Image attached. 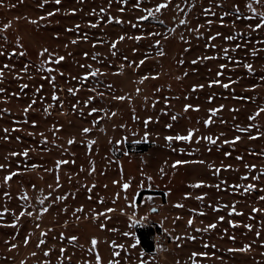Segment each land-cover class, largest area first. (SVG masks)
Masks as SVG:
<instances>
[{
    "label": "rangeland",
    "instance_id": "1",
    "mask_svg": "<svg viewBox=\"0 0 264 264\" xmlns=\"http://www.w3.org/2000/svg\"><path fill=\"white\" fill-rule=\"evenodd\" d=\"M41 2L3 0L0 6V52L4 53L0 55V68L10 65L0 80V88L5 89L0 93V165L4 166L0 168V210L9 209L0 225H11L13 213L19 216L24 210V201L18 199L23 193L29 197L27 211L33 212L31 217L25 215L15 221V227L0 226V264H96L97 254L102 264L112 260L119 264H192V252L206 253L194 258L195 264H264V201L259 199L264 196V176L260 181L251 180L264 169V156L260 155L264 153V138L252 140L249 132L237 131V126L254 123L264 132V114L255 121L246 119L264 107V29L250 30L249 25L254 27L258 21L245 18L252 15L246 8L248 0H173L169 10L148 21L138 19L146 13L134 8L136 0L126 4L112 0L111 7L108 0H62L59 6L48 0L44 8L38 7ZM159 2L162 0H151L142 7ZM176 4L184 8V13L173 10ZM57 7L56 15L48 17L47 13ZM101 7L105 12H100ZM206 8L211 9L207 14ZM185 14L187 27L179 24ZM41 16L46 18L40 20ZM107 17H113L111 22ZM117 19L121 23H116ZM33 20L37 23L30 22ZM8 23L10 28L4 30ZM91 24L98 26L93 28ZM197 26L198 31L188 30ZM153 32L160 35H149ZM229 35L234 40L223 39ZM5 36L7 42L2 39ZM120 36L125 39L119 40ZM137 36L141 39L136 40ZM73 40L77 43L73 44ZM115 41L116 47L112 48ZM44 48L64 60L41 68L42 61L48 60L47 55H39ZM224 49L229 50L227 57ZM161 50L163 55L159 54ZM205 56L215 59H202ZM221 64L225 65L223 69ZM244 64H251L253 71L245 69ZM96 69L103 75L80 79ZM217 72L222 75L217 76ZM142 77L148 79L140 83ZM217 79L220 84L209 87ZM223 84L229 87L224 88ZM194 85L204 87L193 91ZM69 88L78 91L73 96ZM54 92L59 97L57 101L52 99ZM121 96L123 100L116 99ZM209 96L213 97L211 102ZM89 97L93 99L86 105ZM33 100L35 105L25 113ZM185 104L199 106L200 110L185 112ZM221 105L223 108L211 117L212 124L205 127L202 122L209 119V109ZM93 108L100 111L90 115ZM84 128L90 132L83 133ZM188 128L199 129L197 136L219 139L215 145L205 140L197 143L196 139H165L186 135ZM4 129L9 130L7 134ZM249 131L258 135L255 129ZM237 135L241 139L235 144L223 142ZM45 139L47 143H43ZM70 139L74 140L71 145ZM89 141L95 143L89 147ZM141 142H148L149 148L128 150V143ZM25 150L27 157L20 155ZM13 152L18 155L12 156ZM238 156L243 160H238ZM59 160L68 163L57 168ZM178 160L187 163L174 168L172 165ZM209 164L214 167L209 168ZM245 164H255L257 170L250 172ZM215 168L221 171L215 173ZM10 172L17 175L6 184L4 177ZM244 175L250 178L241 180ZM201 181L200 188L190 187ZM125 183L129 184L127 189L123 188ZM248 183H255L256 189L244 192ZM234 184L241 187L234 190ZM49 191L53 196L44 205L49 210L37 219L38 199ZM141 191L145 192L138 197ZM58 196L67 198L56 200ZM197 196L204 199L197 200ZM176 204L184 207L177 208ZM233 205L242 215H229ZM81 207L83 211L77 212ZM217 207L219 210L214 211ZM108 208L114 211L106 212ZM252 208L261 211L253 213ZM221 216L223 220L219 219ZM190 218L194 221L191 227L187 224ZM147 223L160 226L168 238L166 243L155 245L151 253L142 250L134 231L135 225ZM209 223L217 227L196 231ZM249 224L251 231L245 227ZM72 236L78 239L71 241ZM177 236L181 239L176 240ZM189 236L195 239L190 240ZM93 237L98 241L95 249L91 245ZM41 239L45 243L37 248ZM113 242L123 248L113 247ZM12 244L17 247L11 248ZM205 244L209 247L205 248ZM245 244L251 245L250 250L229 251ZM45 251L49 252L48 257L43 255ZM33 252L36 256L31 255Z\"/></svg>",
    "mask_w": 264,
    "mask_h": 264
},
{
    "label": "snow or ice",
    "instance_id": "2",
    "mask_svg": "<svg viewBox=\"0 0 264 264\" xmlns=\"http://www.w3.org/2000/svg\"><path fill=\"white\" fill-rule=\"evenodd\" d=\"M53 2H54L55 5L59 6L62 3V0H53ZM127 2H128V0H121V3H125L126 4ZM145 2L151 3V0H136V2L134 4V8L140 9L141 11H143V12L146 13V15H142V16L138 17L139 20L148 21L150 18L151 19H154V20L157 19L158 14H162V11L163 10H169L171 8V6H172L173 0H162V2L155 3L151 7L143 8L142 5ZM47 3H48V0H42V2L38 4V7L44 8ZM108 3H109V7H111L112 0H108ZM0 6H3V0H0ZM246 8L249 10L250 13H252V15L247 16L245 18L248 19L249 21H258V22H255L254 23V27H253L252 24L249 25L250 30L255 31V30L264 29V11H258V8L264 9V0H248V2L246 3ZM173 10L176 11V12H179V13H184V11H185L184 8H182L180 6V4H176L175 5V9H173ZM236 10L239 11V7L238 6L236 7ZM58 11H59V8L57 7L55 9V11H49L47 13V16L48 17H52V16L56 15V13ZM72 11L74 13L75 12V9H73ZM120 11L122 12V11H124V9L121 8ZM210 11H211V9H208V8L204 9V12L206 14L209 13ZM100 12L101 13L105 12V9L103 7H101L100 8ZM93 14H95V10H93ZM186 16H187V14H185V18L184 19H180L179 20V24L180 25H183L185 27H187V25L189 23L188 20H187V18H186ZM45 18L46 17L41 16L40 17V20H44ZM107 19L109 20V22H111V20L113 19V17H107ZM30 22L33 23V24L37 23V21H35V20L30 21ZM116 23H121V21L117 19L116 20ZM159 23L163 24L164 21L160 20ZM10 26H11L10 23H8V24H5L3 26V28H4V30H6V29L10 28ZM90 26L93 27V28H95L98 25L97 24H91ZM76 27L78 29L79 28V25H77ZM199 27L200 26H197L196 29L188 28V30L189 31H198ZM67 31H71V29H68ZM170 31H173L174 32L175 29H170ZM149 35L159 36L160 33L153 32V33H149ZM219 35H220V33H217V36H219ZM165 38H167V37H165ZM2 39H4L5 42H7V37L6 36L5 37H2ZM85 39H87V36H85ZM123 39H125L124 36H120L119 37V40H123ZM129 39H131V37H129ZM135 39L136 40H140L141 37L137 36ZM180 39L183 40L184 39L183 36H181ZM210 39H215V37H210ZM223 39H225V40H234V37L231 36V35H229V36L223 37ZM117 42L118 41H115V42L112 43V48H115L116 47ZM16 43L17 44L20 43V39L18 37L16 39ZM72 43L75 44V43H77V41L76 40H73ZM159 43H160V41L157 40L156 41V44L159 45ZM237 47H240V45H237ZM185 51H187V49H185ZM228 51H229L228 49H224L225 57H227ZM233 51H235V49H233ZM3 54H4L3 52H0V55H3ZM159 54L160 55H163L164 53L161 50ZM21 55H23V53H21ZM39 55L41 57H44L45 55L48 56V60L42 61L41 68H43L44 64H47V63H50V62H54L56 64H59L61 61L64 60V57L63 56H55V54L49 52V50L47 48L42 49L40 51ZM113 55H115V52H113ZM252 55L253 56L256 55V50L255 49L253 50ZM85 56H87V53H85ZM96 58H97L96 55H93L92 59L95 60ZM202 59H206V60L207 59H215V57L205 56V57H202ZM143 63H144V60H141L140 61V64L142 65ZM180 63H183V60H181ZM192 63L195 64L196 61L194 60ZM235 63L239 64L240 61H235ZM81 67L82 68L83 67L90 68L91 66H89V65H81ZM224 67H225L224 64H221L220 65V68L221 69H223ZM243 67L245 69H247L249 72H252L253 71V67H252L251 64H244ZM121 68H123V65H121ZM5 69H10V65L5 64L3 66V68H0V80H2L3 77H4V70ZM27 69H28V66L25 65L24 71L26 72ZM48 71H52V69L49 68ZM98 75H103V73H101L99 69H96L95 71H89V72H87L80 79L81 80H87L89 76H98ZM220 75H222V73L221 72H217V76H220ZM17 78H19V77H17ZM153 78H156V77H153ZM53 79H54V77H53ZM145 79H148V77H142L141 80H140V83H143V81ZM177 79H179V77H177ZM261 80L264 81V76L261 77ZM232 82L234 83V81H232ZM213 84H220V80H218V79L217 80H213L209 84V87H211ZM222 86L224 88H228L229 87V84H223ZM26 87H27V85H22V88H26ZM197 87L203 88L204 85H194L193 86V91H195ZM76 91H78V89L77 90H73L71 88L68 89V92L71 93L73 96L76 94ZM93 91H95V90H93ZM139 91L140 90L137 89V92L138 93H139ZM4 92H5V89L4 88H0V93H4ZM52 99H53V101L59 100V97L55 94V92L52 95ZM92 99H93L92 97H89V99L87 101H85L84 103L87 105V104H89L92 101ZM116 99L123 100L124 97H122V96L121 97H116ZM208 99H209V102H211L212 99H213V97L212 96H209ZM35 103H36V100H33L32 103L29 104L28 107H26L24 109V112L27 113L29 111V109L32 108L33 105H35ZM61 106H62V104H61ZM75 107H76V105H73V108L74 109H75ZM222 108H223V105H221L220 108H212V109H209V113H210L209 119H206V120H204L202 122L205 127H208L209 125L212 124L213 121H212V118L211 117L212 116H215L216 113L219 112L220 109H222ZM189 110L199 111L200 109H199V106L193 107L190 104H185L184 105V111L187 112ZM2 111L6 112L7 109H4ZM44 111L47 114L48 113V108H45ZM99 111L100 110H98L96 108H93L91 110V113H89V114L91 115L92 113H98ZM234 111H236V110H234ZM261 114H264V107L259 108L254 114L248 115L246 117V119L248 121H255ZM112 115H115V113H113ZM176 118L177 117H175V116L172 117L173 120H176ZM149 120H151V117H149ZM25 122H27V121H25ZM93 123L94 124L95 123H98V121H94ZM147 123H148V121H145V125H147ZM33 125L35 126V122H33ZM167 127H171V125H167ZM250 129H255L257 131L258 135H256V136L251 135V133L249 131ZM13 130L15 131V130H18V129H13ZM8 131H9L8 129H4V132L6 134L8 133ZM54 131H59V129H55ZM82 131H83V133L87 134V133L90 132V129L84 128V129H82ZM237 131L238 132H241V133H243V132H249V139H252V140H255V139H258V138H264V132H261L259 130V125L254 124V123H249L247 125V127L237 126ZM198 132H199V129H197V128H188L186 135L177 134L175 136H167V137H165V139L167 141H170V142L171 141H186V142H191L193 139H196L197 143H199L200 140H205V141H207L211 145H215L217 143L218 139H219V137H217V138L214 139L212 136H197L196 134ZM221 135H223V134H221ZM145 137H147V133H145ZM4 138L7 139L8 138L7 135H5ZM17 139H19V138H17ZM240 139H241V137L239 135H237V136L234 137L233 140H227V139H225L223 142L225 144H235L236 142L240 141ZM43 143H47V140L45 139L43 141ZM73 143H74V140H72V139H70L68 141V144H70V145L73 144ZM88 143H89V147H91V145H93L95 143V141H89ZM209 151H211V149H209ZM11 155L12 156H16V155H18V153L13 152V153H11ZM20 155H23V156L27 157L28 156V151L25 150ZM224 155L225 156H228L230 154L229 153H224ZM260 155L264 156V153H261ZM237 159L238 160H243V157H239L238 156ZM67 163H68V161H66V160H59V161L56 162V167L59 168L60 165L67 164ZM181 163H187V162L186 161H183L182 162V161H179L178 160L172 166L175 168L177 165H179ZM199 163H204V161H199ZM3 167H4L3 165H0V168H3ZM32 167L33 168H36L37 165H32ZM208 167L209 168H213L214 166L211 165V164H209ZM244 167H245V169H248L250 172L257 170V166L255 164H245ZM227 168H231V165H228ZM81 170H83V169H81ZM160 171H161V173H163L164 172V169L161 168ZM220 171H221L220 168H215V173H219ZM259 171H260V175H253V176H251V180H253V181H260L261 176H264V169H260ZM15 175H17V173L10 172L9 175H7V176L4 177V183L7 184ZM249 178L250 177L248 175H244V176L240 177L241 180H248ZM149 179H151V177H149ZM201 186H203V182L202 181L201 182H198L196 184L190 185V187H192V188H200ZM32 187H33V189L36 188L35 185H32ZM51 187L52 186L49 185V189H51ZM56 187L57 188L60 187V184H59V176H57ZM128 187H129V184L128 183L123 184V188L124 189H127ZM216 187L219 188V185H217ZM232 187H233L234 190H236V189H239L241 186H240V184H234V185H232ZM254 189H256V184L255 183H248L243 188V191L244 192H251ZM89 191H91V189H89ZM261 191H264V189H261ZM4 195L6 197L11 198L9 196V193H7V192H5ZM52 196H53V192L52 191H49L46 196H44L43 198L38 199V204L40 205V209H39V214L37 215V219H39L44 213L48 212V210H49L48 207H45L44 205H45L46 201L50 197H52ZM66 198H67L66 196H58V197H55L56 200H64ZM89 198H91V197H89ZM185 198H187V194H186ZM18 199H21L22 201H24V204L22 205V208L24 210H22L20 212L19 216H16L13 213V215H14V222L11 225H0V226H3V227H15L16 226L15 221H18L21 217H23L25 215H27L29 217H31L33 215V212L32 211H27V208L30 206L28 204L29 197H28L27 193H23L21 196L18 197ZM196 199L197 200H203L204 197L203 196H197ZM259 199L261 201H264V196H260ZM100 203H103V200L102 199H101ZM175 207L182 208L184 206L182 204H176ZM225 207H227V205H225ZM213 210L214 211H218L219 210V207H217L216 209H213ZM76 211L77 212H82L83 211V208L82 207L81 208H78V209H76ZM112 211H114V209H112V208L106 209V212H112ZM153 211H155V209H153ZM259 211H261V210L258 209V208H252V212L253 213H257ZM8 212H9V209L7 207H5L2 210H0V220H2L4 218V216H5V214H7ZM198 214L201 215V216L205 215L204 212H200ZM233 214H235V215H242V213H237L236 212V206L235 205L232 206V208H231V210L229 212V215H233ZM103 215H105V213H97V216H103ZM93 218H96V217H93ZM176 219L179 220L180 217H176ZM219 219L220 220H223L224 217L221 216V217H219ZM193 223H194V221L191 218L187 221V224H188L189 227H191L193 225ZM229 223H232V222L229 221ZM36 226L39 227V224H37ZM233 226L235 227V225H233ZM100 227L101 228H104V225L101 224ZM216 227H217V225L215 223H209L205 228H197L196 231L197 232H200V231H208V230H211V229H215ZM245 227H247L249 229V231L252 230V226L250 224L249 225H245ZM113 231H115V229H113ZM44 235H46V233H41V236H44ZM124 235H128V233H124ZM256 235H257V237H259L260 236V232H257ZM77 239L78 238L76 236L70 237V240L71 241H76ZM175 239L176 240H180L181 237L177 236V237H175ZM188 239L194 240L195 237L194 236H189ZM231 239L234 240L235 237H231ZM28 243H29V237L26 236L25 239H24V244L27 245ZM44 243H45V241L43 239H41L39 241V243L36 245V247L37 248H40L41 245H43ZM97 243H98V241L96 240L95 237H93L92 240H91L92 249H95ZM177 246L179 247V245H177ZM16 247H17V245H15V244H12L11 245V248H16ZM113 247H121V248H123V245H117L115 242H113ZM133 247H135V245H133ZM204 247L205 248H208L209 245L205 244ZM211 247L214 248L215 245H212ZM250 248H251V245L245 244L243 246V248H240V249H229V251L230 252H234V251L245 252V251L250 250ZM92 249H90V251ZM63 252H64V249H61V253H63ZM31 255L32 256H36V253L33 252ZM43 255L45 257H48L49 256V252L48 251H45L43 253ZM113 255H119V253H113ZM203 255H206V253L192 252L191 253L192 264H195V259L194 258H196L198 256H203ZM21 264H25V262L24 261H21ZM96 264H102V258L100 257L99 254L96 255ZM109 264H119V261L112 260V261H109ZM141 264H143V262H141ZM176 264H180V261H177Z\"/></svg>",
    "mask_w": 264,
    "mask_h": 264
},
{
    "label": "trees",
    "instance_id": "3",
    "mask_svg": "<svg viewBox=\"0 0 264 264\" xmlns=\"http://www.w3.org/2000/svg\"><path fill=\"white\" fill-rule=\"evenodd\" d=\"M150 144L148 142H141L136 144L128 143L127 147L128 150H131L132 148H135V150L138 151H145L149 148ZM145 191H141L138 195L140 197ZM161 231L160 226H154L152 224H137L135 225V235L138 240V243L142 250H144L147 253H151L154 251V242H153V235L155 231Z\"/></svg>",
    "mask_w": 264,
    "mask_h": 264
},
{
    "label": "built area",
    "instance_id": "4",
    "mask_svg": "<svg viewBox=\"0 0 264 264\" xmlns=\"http://www.w3.org/2000/svg\"><path fill=\"white\" fill-rule=\"evenodd\" d=\"M168 241V238L162 231L156 230L153 235V242L154 245L166 243Z\"/></svg>",
    "mask_w": 264,
    "mask_h": 264
}]
</instances>
